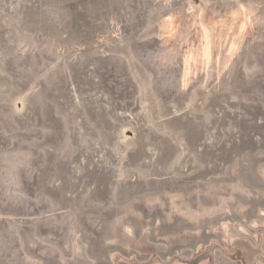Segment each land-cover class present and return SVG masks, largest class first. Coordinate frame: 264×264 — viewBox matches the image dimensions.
<instances>
[{
  "label": "rangeland",
  "instance_id": "374dc122",
  "mask_svg": "<svg viewBox=\"0 0 264 264\" xmlns=\"http://www.w3.org/2000/svg\"><path fill=\"white\" fill-rule=\"evenodd\" d=\"M258 213L264 0H0V264L163 262Z\"/></svg>",
  "mask_w": 264,
  "mask_h": 264
},
{
  "label": "flooded vegetation",
  "instance_id": "af4514ba",
  "mask_svg": "<svg viewBox=\"0 0 264 264\" xmlns=\"http://www.w3.org/2000/svg\"><path fill=\"white\" fill-rule=\"evenodd\" d=\"M262 214L264 215V213ZM262 214L258 213L256 219L242 220L235 227L223 230L219 237L212 240L210 244H204L203 239H198L195 236L185 246L169 244L167 250H162L159 249L160 245H156L155 248L153 247L154 250L149 251L150 253L143 254L147 257L141 262L159 259L163 262L173 263L180 259L190 261L189 264H206L209 255H212L211 264H264V216L262 217ZM187 246L189 247L187 256L176 254L178 250ZM136 261L121 260L118 264H134ZM93 264L113 263L110 259H105L95 261Z\"/></svg>",
  "mask_w": 264,
  "mask_h": 264
},
{
  "label": "water",
  "instance_id": "95a60500",
  "mask_svg": "<svg viewBox=\"0 0 264 264\" xmlns=\"http://www.w3.org/2000/svg\"><path fill=\"white\" fill-rule=\"evenodd\" d=\"M189 263H190V261L177 259L173 263H163V262H160V261H154V262H151L149 264H189Z\"/></svg>",
  "mask_w": 264,
  "mask_h": 264
}]
</instances>
